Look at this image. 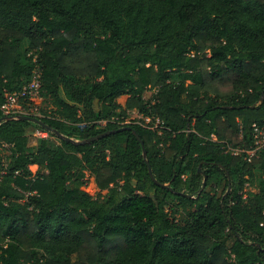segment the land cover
<instances>
[{
	"label": "trees",
	"instance_id": "trees-1",
	"mask_svg": "<svg viewBox=\"0 0 264 264\" xmlns=\"http://www.w3.org/2000/svg\"><path fill=\"white\" fill-rule=\"evenodd\" d=\"M33 54L54 110L36 150L31 122H0V264H264V177L243 192L264 147L223 150L264 125V0H0V119ZM133 108L166 129L122 123Z\"/></svg>",
	"mask_w": 264,
	"mask_h": 264
},
{
	"label": "built area",
	"instance_id": "built-area-1",
	"mask_svg": "<svg viewBox=\"0 0 264 264\" xmlns=\"http://www.w3.org/2000/svg\"><path fill=\"white\" fill-rule=\"evenodd\" d=\"M31 60L34 63V68L32 69L30 79L20 90L8 94L5 102L1 106V110L5 116L14 117L18 115H28L36 116L37 118L44 116L40 106L42 97V72L36 54L32 55ZM139 119L141 121L137 119L128 121V123H137L146 129L157 131L159 135L162 134L163 129H166L163 121L157 116L142 115ZM102 122L104 124L106 123V121ZM252 131V142L248 148H233L228 144H224V152L235 156L242 155L243 159L246 161H251L253 158L257 157L264 147V125L260 126L254 124ZM37 133H39L42 138L48 137V133L44 130H37ZM211 138L213 140L216 139L214 135H211ZM15 173H17V171Z\"/></svg>",
	"mask_w": 264,
	"mask_h": 264
},
{
	"label": "rangeland",
	"instance_id": "rangeland-1",
	"mask_svg": "<svg viewBox=\"0 0 264 264\" xmlns=\"http://www.w3.org/2000/svg\"><path fill=\"white\" fill-rule=\"evenodd\" d=\"M32 72V71H31ZM31 76V75H30ZM155 90L154 89H148L147 91L144 92L143 96L144 98L148 99L150 97H152L154 95ZM128 95H123L121 97H119L118 99V103L120 104V106L124 107L125 101L127 99ZM40 106L47 109L48 112L51 111L53 112L54 107L52 106V104L50 103V100L47 96H42L41 97V101H40ZM143 114L138 112L137 109H129L127 110V115L124 119V121H122V123H128V121H132V120H140L139 117H141ZM19 117V116H17ZM36 117V116H33ZM127 120V121H126ZM141 121V120H140ZM99 126H104L103 122H99L98 123ZM37 130L39 131L40 129L38 128V125L35 123H30L29 127L26 130V136L28 139V145L33 149L36 150V147L38 146L39 140L42 138L41 135L39 133H37ZM225 150V149H223ZM8 153V145H1L0 146V155L3 157ZM30 169L32 171L36 170V166L35 165H30ZM263 174L260 170H256L255 171V180H254V184L253 185H245L243 192H244V197L246 195L247 191L256 193L259 191L260 188V180L263 179ZM83 180L85 182L84 184V191H86L90 196L93 197H99V196H104L107 192V190H100L95 182H94V177L92 174H90L87 171H84V177ZM216 184V186H212V184ZM207 191H209L210 193H215L217 196L221 195V194H225V191L227 190L226 187H224V178L221 174H218L215 179H213L212 182H210L206 188ZM179 213L176 215L177 220L181 223L183 222L184 218H185V212L181 211V207H179Z\"/></svg>",
	"mask_w": 264,
	"mask_h": 264
},
{
	"label": "water",
	"instance_id": "water-1",
	"mask_svg": "<svg viewBox=\"0 0 264 264\" xmlns=\"http://www.w3.org/2000/svg\"><path fill=\"white\" fill-rule=\"evenodd\" d=\"M6 118H9V119H23V120H27L29 122L35 123V124H37L39 126H42L45 129H49V126L47 124H45L42 120H40L39 118H37V117H33V116H19V117H9V116H5L4 118H1L0 119V122L2 121V119H6ZM125 129H130V127L129 126H124V127L118 128V129L106 131V132L100 133V134H98L96 136L87 138L86 140H84L82 142H90V141H93V140H97V139L102 138L104 136H107V135H109L111 133H115V132H118V131H123ZM132 132H133L134 136L139 140V142H140V144L142 146L143 157L145 158L146 157V150L144 148L143 142L140 139L138 133L134 129H132ZM56 135L57 136H61L59 132H56ZM65 139L68 140V141H72V139H70V138H65ZM146 164H147V167H148V172L150 174V177L153 178L152 170H151V167H150L148 161H146ZM158 184H160V183H158ZM160 185L166 186V184H160Z\"/></svg>",
	"mask_w": 264,
	"mask_h": 264
},
{
	"label": "bare ground",
	"instance_id": "bare-ground-1",
	"mask_svg": "<svg viewBox=\"0 0 264 264\" xmlns=\"http://www.w3.org/2000/svg\"><path fill=\"white\" fill-rule=\"evenodd\" d=\"M18 116H20V115H18ZM14 117H17V116H14Z\"/></svg>",
	"mask_w": 264,
	"mask_h": 264
},
{
	"label": "crops",
	"instance_id": "crops-1",
	"mask_svg": "<svg viewBox=\"0 0 264 264\" xmlns=\"http://www.w3.org/2000/svg\"><path fill=\"white\" fill-rule=\"evenodd\" d=\"M36 166V165H35ZM36 168H37V166H36Z\"/></svg>",
	"mask_w": 264,
	"mask_h": 264
}]
</instances>
